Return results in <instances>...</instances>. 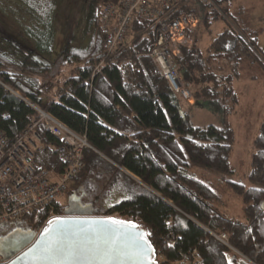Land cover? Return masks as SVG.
Masks as SVG:
<instances>
[{
	"label": "trees",
	"instance_id": "trees-1",
	"mask_svg": "<svg viewBox=\"0 0 264 264\" xmlns=\"http://www.w3.org/2000/svg\"><path fill=\"white\" fill-rule=\"evenodd\" d=\"M116 1L86 3L90 44L74 52L65 49L61 66L70 70L68 77L49 88L36 77L11 73L14 68L20 73L30 68L42 73L44 69L32 60V47L21 31L10 32L0 22V134L11 142L17 139L37 120L33 105L74 134L84 135L89 149L83 153V169L74 183L88 175L82 194L95 210L106 192H126L128 200L108 208L103 217L118 216L136 223L147 233L157 259H163L161 264H227V257L234 256L230 248L255 264H264V212L260 209L264 202V119L250 157L248 180L254 187L224 183L242 201V221L223 215L219 210L221 197L189 171L195 166L222 175L233 173L234 133L228 122L238 104L233 84L245 65L264 70L260 60L264 53L258 54L256 31L242 9L232 10L235 0H210L213 5L201 7L199 25L186 33L191 47L177 46L174 69L194 100L184 107L191 111L200 105L220 119L218 127L197 128L183 111L180 96L147 57L164 21L183 12H196L181 6L184 0H169L165 19L134 16L125 51L118 53L119 62L125 61L120 70L104 61V34L97 13L102 3ZM49 13L45 21H39L40 35L31 33L35 46L48 54L53 39ZM2 41H10L20 51H5ZM205 41L209 44H203ZM39 133L44 143L60 145L43 130ZM38 163L49 170H63L55 154L39 157ZM101 182L100 190L91 187ZM62 211L63 206L54 203L15 228L39 233ZM3 229L12 231L11 227ZM170 229L177 238L175 246L164 240ZM222 234L229 248L216 239Z\"/></svg>",
	"mask_w": 264,
	"mask_h": 264
},
{
	"label": "built area",
	"instance_id": "built-area-1",
	"mask_svg": "<svg viewBox=\"0 0 264 264\" xmlns=\"http://www.w3.org/2000/svg\"><path fill=\"white\" fill-rule=\"evenodd\" d=\"M201 2L204 8L213 5L210 0ZM169 6V0H117L99 5V27L104 34L106 49L104 61L108 62V66L122 69L125 61L119 62L118 53L125 51L134 16L165 19ZM200 21L201 16L191 12H183L164 21L157 32L156 43L147 55L172 91L184 100H188L190 95L181 85L174 69V58L179 55L177 46L186 44V33L196 29ZM30 106L37 113V120L17 139L11 142L0 134V229L22 227L26 219L54 203H60L81 173L83 153L89 149L84 135L74 134L50 115ZM40 130L59 141L60 145L52 147L44 143ZM45 154H55L63 170L58 172V167L51 170L40 167L38 159ZM216 239L229 248L226 235L222 234ZM164 240L168 246H175L177 238L170 229Z\"/></svg>",
	"mask_w": 264,
	"mask_h": 264
},
{
	"label": "rangeland",
	"instance_id": "rangeland-1",
	"mask_svg": "<svg viewBox=\"0 0 264 264\" xmlns=\"http://www.w3.org/2000/svg\"><path fill=\"white\" fill-rule=\"evenodd\" d=\"M254 1L255 4H258V7H256L253 13V19L250 25L257 33V48L258 54H260V51L264 53V22L259 21L263 13L261 12L262 3L261 0ZM87 2H89V0H0L1 24L10 32L21 31L22 35L27 38L30 44H28V47H32V60L38 63L41 67L40 69H44L42 73H39L40 71L38 68L25 69L26 71L20 73L19 70L14 68L11 73H16L17 76L22 74L25 78L36 77L39 83L45 86L44 88H49L57 81H63L67 78L70 70L61 66V56L65 49L67 48L70 52H74L86 49L90 44V32L86 24L87 10H85V5ZM200 3L202 4L201 0H184L181 6H186L202 16V5ZM53 5L55 6L54 11L49 13ZM48 13V20L53 30L50 54L35 46L36 42L33 40L31 34L39 33L37 35H40L41 29L39 27V21H45V16H48ZM1 45L3 49L9 53L14 52L15 54L20 51L19 47L12 45L10 41L8 43H3L2 41ZM4 45L6 46L4 47ZM263 57H261L260 60L264 67ZM19 64H21V62H18V65ZM239 74L241 75L240 78L236 80L233 85L238 104L235 108V114L228 118V122L235 133L234 152L230 162L235 172L230 175H222L195 166L190 167L189 171L208 184L221 197L222 201L219 210L223 215L242 221V201L229 191L224 183L228 181L242 184L248 188L254 187V185L249 182L248 176L250 174V157L253 152L252 144L259 133L261 123L264 119V70L257 65H245L242 70H240ZM186 91L189 93L188 90ZM189 95L190 97L188 100H184L180 96L179 103L183 105V111L187 113L190 123L197 128H204L208 125L220 126L219 117H215V114H212L210 110L200 105L193 111H187L184 104L190 106L194 103L190 93ZM109 164L115 167L112 163L109 162ZM105 171L104 169L102 170V172ZM130 177L138 184L145 187L137 179L132 176ZM88 180V175L81 176L74 184L72 193H77L79 195V190L82 191L84 186L86 188ZM101 185H103L102 182L97 183V185L94 184L91 187L100 190L103 187ZM106 193L104 198H102L103 196L101 197L100 207L99 205L95 207L97 209V214L95 216L97 217H103L104 211L108 208L124 202L129 198L126 192L119 189L111 190L107 194ZM67 199V196L64 195L60 204L66 207ZM83 202L88 204L91 201H86V199H84ZM113 217L118 218V216ZM157 260L160 264L163 263V259L158 258ZM185 264L187 263L185 262Z\"/></svg>",
	"mask_w": 264,
	"mask_h": 264
},
{
	"label": "water",
	"instance_id": "water-1",
	"mask_svg": "<svg viewBox=\"0 0 264 264\" xmlns=\"http://www.w3.org/2000/svg\"><path fill=\"white\" fill-rule=\"evenodd\" d=\"M161 40L158 41V45ZM129 175L128 173H126ZM130 176V175H129ZM83 195L77 197L75 194L68 200V209L64 216L54 217L49 221L59 219L63 221L61 226L66 243L69 245L80 243L85 236L93 238L98 232L102 223L109 220L123 222V224L109 225L111 231L108 233L109 238L116 239L120 237L117 247L123 250L111 256L99 257L91 254L67 256V255H49L45 249L49 245L55 233H45V229L55 228V225H50L49 221L45 224L39 233L32 231L16 230L3 238H0V257L4 264H149V260L139 259L130 254L133 247L131 239L124 237H139L150 244L148 235L141 230L134 222L121 220L114 217H97V211L92 205L83 203ZM74 206L73 212H69ZM260 209L264 212V202ZM143 242V241H141ZM150 260H154L155 264H160L157 261L155 249L151 245ZM227 264H251L248 260L241 257L238 253H234L232 258L227 257Z\"/></svg>",
	"mask_w": 264,
	"mask_h": 264
},
{
	"label": "snow or ice",
	"instance_id": "snow-or-ice-1",
	"mask_svg": "<svg viewBox=\"0 0 264 264\" xmlns=\"http://www.w3.org/2000/svg\"><path fill=\"white\" fill-rule=\"evenodd\" d=\"M63 221L59 219L55 221H49L50 225H55V228L45 229V233H55L45 249V252L49 255H67L78 256L91 254L93 256L105 257L111 256L120 252L123 254V250L117 247L118 240L111 239L108 233L111 231L109 225L123 224V222L116 220H109L100 225L99 230L95 233L93 238L85 236L80 243L69 245L66 243L63 230L61 226ZM125 239H131L133 247L130 250V254L144 260H149V264H155L154 260H150L151 245L147 244V241L143 239V236L139 237H124ZM143 241V242H141Z\"/></svg>",
	"mask_w": 264,
	"mask_h": 264
},
{
	"label": "crops",
	"instance_id": "crops-1",
	"mask_svg": "<svg viewBox=\"0 0 264 264\" xmlns=\"http://www.w3.org/2000/svg\"><path fill=\"white\" fill-rule=\"evenodd\" d=\"M261 3H262V11L261 12H263L262 14H261V17L259 18V21H261V22H264V0H261ZM256 7H258V4H255V1L254 0H235L234 2H233V4H232V10H234V9H242L243 11H244V13H245V15H246V17H248V20H249V22L251 23L252 22V19H253V13H254V11L256 10ZM197 13V12H196ZM251 26V25H250ZM251 29H252V27H251ZM253 30V29H252ZM203 44H207V42L205 41V43H203ZM209 44V43H208ZM207 44V45H208ZM191 45H192V40H190V39H188V38H186V44H185V48H190L191 47ZM206 45V46H207ZM242 68L243 67H241L240 68V70H242ZM241 76V75H240ZM240 78V77H239ZM234 85V84H233ZM194 109H196V107H194L193 109H192V111L194 110ZM212 113V112H211ZM213 114V113H212ZM212 114H211V116H212ZM216 115V114H215ZM215 117H217V115L215 116ZM209 126V125H208ZM232 130H233V128H232ZM233 133H234V130H233ZM234 141H235V133H234ZM233 146H234V144H233ZM234 148V147H233ZM233 152H234V149H233ZM232 156H233V153H232ZM231 159H232V157H231ZM231 162V161H230ZM232 172L234 173L235 172V169H234V167L232 166ZM124 173H126V172H124ZM224 183V182H223Z\"/></svg>",
	"mask_w": 264,
	"mask_h": 264
},
{
	"label": "flooded vegetation",
	"instance_id": "flooded-vegetation-1",
	"mask_svg": "<svg viewBox=\"0 0 264 264\" xmlns=\"http://www.w3.org/2000/svg\"><path fill=\"white\" fill-rule=\"evenodd\" d=\"M75 184V183H74ZM74 184H72L71 186H70V188L68 189V191L66 192V196H67V205H66V207H64L63 206V211H62V214L59 216V217H61V216H64V214L67 212V209H68V200L70 199V197L72 196V195H76L77 197H80L81 195H83L82 194V191H80L79 190V195L77 194V193H72L73 191H72V189H73V186H74ZM83 200H84V196H83ZM82 200V201H83ZM83 203H85V202H83ZM75 208H74V206H72V208L70 209V213L71 212H73V210H74ZM12 229V231H10V233L11 232H13V231H16V230H20V229H18V228H11ZM9 233H7V232H5L4 231V229H0V238H3V237H5L6 235H8ZM0 262L1 263H3V259L0 257Z\"/></svg>",
	"mask_w": 264,
	"mask_h": 264
}]
</instances>
